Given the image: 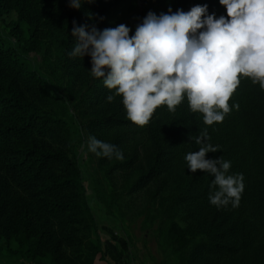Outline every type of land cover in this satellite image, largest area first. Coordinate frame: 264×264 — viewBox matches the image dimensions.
I'll use <instances>...</instances> for the list:
<instances>
[{
	"label": "trees",
	"instance_id": "16d2710c",
	"mask_svg": "<svg viewBox=\"0 0 264 264\" xmlns=\"http://www.w3.org/2000/svg\"><path fill=\"white\" fill-rule=\"evenodd\" d=\"M227 17L219 0H0L15 46L0 36V264H94L104 258L100 228L140 219L152 231L158 264H264V90L241 78L223 122L207 126L187 98L174 111L156 109L149 123L127 119L121 97L91 75L89 56L73 57L76 27L98 30L130 25L149 12L189 11ZM56 44L62 86L53 90L22 53L51 56ZM238 106V107H237ZM71 112V113H70ZM76 123L85 136L109 143L123 159L95 156L92 180L82 174L74 150ZM217 147L206 159L231 162L228 175H243L239 205L210 203L214 177L191 173L185 156L199 150L202 132ZM89 183L92 192H89ZM90 193L104 208L99 216ZM118 225V226H117Z\"/></svg>",
	"mask_w": 264,
	"mask_h": 264
},
{
	"label": "clouds",
	"instance_id": "9594fccd",
	"mask_svg": "<svg viewBox=\"0 0 264 264\" xmlns=\"http://www.w3.org/2000/svg\"><path fill=\"white\" fill-rule=\"evenodd\" d=\"M219 3L227 17L206 16L207 5L175 13L169 8L159 16L149 12L134 35L124 24L103 31L74 25L77 43L70 55L91 58V75L103 78L104 86L114 92L107 102L121 97L127 119L137 126L147 125L161 106L174 111L185 97L190 110L203 115L205 125L221 123L231 111L229 101L241 78L264 90V0ZM69 6L79 9L81 0H69ZM209 139L206 131L194 138L200 148L185 156L188 170L214 177L212 205L237 207L243 175H228L231 162L222 157L206 159L218 151ZM87 147L97 157L124 158L95 137H89Z\"/></svg>",
	"mask_w": 264,
	"mask_h": 264
},
{
	"label": "rangeland",
	"instance_id": "374dc122",
	"mask_svg": "<svg viewBox=\"0 0 264 264\" xmlns=\"http://www.w3.org/2000/svg\"><path fill=\"white\" fill-rule=\"evenodd\" d=\"M16 20V14L14 12L5 13L0 17V36L11 46H15V40L10 35V23ZM130 25H128L129 27ZM59 54L60 51L56 44L53 45L51 56L47 60H43L40 52L29 51L22 53V58L33 68L39 71V74L48 81V85L52 87L53 90H58L63 83L61 78V71L59 65ZM71 113V112H70ZM69 122L74 129L73 142L74 150L76 152V161L82 170L83 176L92 180L93 174L97 171L95 156L92 152L88 151L87 143L88 138L83 134L76 123V119H69ZM89 192H92L87 184ZM91 205L93 206L95 212L99 216H105V210L102 206V202L93 194L90 193L89 196ZM140 219H132L127 226L129 236H126L122 227H114L113 235L110 228H100L101 243L102 247L105 242L116 243L115 237L119 238L122 242L120 248V258L118 259V264H158L162 259V255L157 248L152 231L144 232L140 228ZM118 226V225H117ZM104 256V249H103ZM6 254H0V260L6 261ZM99 258V257H98ZM96 259V258H95ZM102 259H106L105 256ZM98 264V262H97Z\"/></svg>",
	"mask_w": 264,
	"mask_h": 264
},
{
	"label": "crops",
	"instance_id": "0c3cea01",
	"mask_svg": "<svg viewBox=\"0 0 264 264\" xmlns=\"http://www.w3.org/2000/svg\"><path fill=\"white\" fill-rule=\"evenodd\" d=\"M115 240H117L116 243L114 242H108L106 241L103 249H104V256L105 260L102 258H96L94 260V264H118V259L120 258V246L122 245V242L119 240V238L115 237Z\"/></svg>",
	"mask_w": 264,
	"mask_h": 264
}]
</instances>
